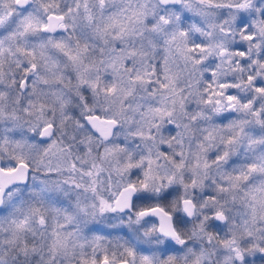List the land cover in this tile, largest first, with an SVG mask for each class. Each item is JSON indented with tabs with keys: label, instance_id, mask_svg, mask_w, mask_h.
I'll return each instance as SVG.
<instances>
[{
	"label": "snow or ice",
	"instance_id": "6c2138e0",
	"mask_svg": "<svg viewBox=\"0 0 264 264\" xmlns=\"http://www.w3.org/2000/svg\"><path fill=\"white\" fill-rule=\"evenodd\" d=\"M0 264H264V0H0Z\"/></svg>",
	"mask_w": 264,
	"mask_h": 264
}]
</instances>
